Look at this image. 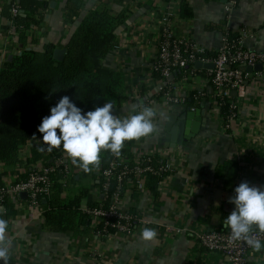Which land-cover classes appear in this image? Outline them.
<instances>
[{
	"label": "crops",
	"instance_id": "crops-1",
	"mask_svg": "<svg viewBox=\"0 0 264 264\" xmlns=\"http://www.w3.org/2000/svg\"><path fill=\"white\" fill-rule=\"evenodd\" d=\"M180 1L83 0L81 8L84 15L104 4L114 14L128 15L127 23L117 32L112 51L101 61V68L123 74L125 92H140L141 97L123 105L117 100L111 101L114 115L123 118L143 106H151L156 111L153 120L156 131L140 140L126 142L125 147L134 152L168 151L174 172L156 199L143 194L127 196L124 201V208H134L148 216L150 224L146 227L157 231L156 239L141 240L140 231L145 227H139L131 241L122 236L96 239L92 235L78 238L72 233L47 232L41 229L44 203L31 208L22 199L16 215L7 219V235L12 239L9 259L15 264H227L219 254L199 248L196 235L223 227L226 220L222 216L223 207L233 205L229 198L241 182L264 189V75L252 78L230 93L237 112L228 122L227 130L206 95L196 104V110H201L205 119L198 135L182 146L166 149L162 140L169 119L194 107L191 96L204 87L202 74L193 77L187 73L185 80L177 74L176 83L182 84L189 96L187 103L166 106L153 99L161 84L151 72L157 56L158 18L168 8L180 13ZM186 3L191 11L190 24L179 20L177 34L190 37L207 51H215L222 46L226 27L238 32L244 29L250 35L241 33L242 46L264 52V0H238L229 17H226L224 0H186ZM66 5L67 0H50L42 23L29 33L30 40H35L31 48L40 51L48 44L63 46L69 34L64 22ZM12 29V23L0 14V70L19 49ZM226 160L236 161L241 167L236 186L231 188H224L222 181L215 177L216 167ZM24 172L19 166L0 164V184L14 181ZM246 264H264V247L260 252H250Z\"/></svg>",
	"mask_w": 264,
	"mask_h": 264
},
{
	"label": "trees",
	"instance_id": "trees-1",
	"mask_svg": "<svg viewBox=\"0 0 264 264\" xmlns=\"http://www.w3.org/2000/svg\"><path fill=\"white\" fill-rule=\"evenodd\" d=\"M13 3L18 4L19 11H24L25 16L18 14L15 18L11 17ZM49 4L50 0H11L0 12L12 23L15 45L19 46L17 51L20 52L5 62L0 70V164L4 167L29 166L40 161L46 152L49 153L47 146L42 145L29 148L25 163L19 155L29 141L42 138L37 127L42 118L50 114V107L62 96H69L77 107L87 112L125 94L123 74L103 70L101 61L112 51L117 32L127 23L128 15L114 14L104 4L83 15V0H67L64 22L69 27V34L61 47L65 49L64 58L57 62L53 59L57 46L48 44L37 51L31 48L35 40L29 38L30 31L42 23ZM179 11L182 19L189 20L191 11L186 0H181ZM223 37L228 42H238L240 39L237 32L227 27ZM208 53L211 54L210 51ZM217 102L221 124L225 127L229 115L234 113L231 110L234 101L223 97L218 98ZM53 153L54 149L50 152V158ZM104 159H109V155L106 154ZM240 168L238 162L226 160L216 167L215 177L222 181L224 188H231L236 186ZM26 176L24 172L14 181L24 180ZM93 177V173L84 172L77 179L70 177L64 192L60 183L62 176H51V193L42 199L45 211L41 229L53 233H72L78 238L89 237L92 234L91 221L82 214L80 207L83 201L92 206L88 200V186L84 182ZM162 177H146V187L155 199L159 195ZM3 208L7 211L0 214V218L7 220L16 215L17 210L11 206L9 199L3 202ZM222 216L227 218L228 214L222 213ZM8 264L15 263L9 259Z\"/></svg>",
	"mask_w": 264,
	"mask_h": 264
},
{
	"label": "built area",
	"instance_id": "built-area-1",
	"mask_svg": "<svg viewBox=\"0 0 264 264\" xmlns=\"http://www.w3.org/2000/svg\"><path fill=\"white\" fill-rule=\"evenodd\" d=\"M7 1L11 2V0H0V9ZM224 2L226 17H229L230 12L236 8L237 0H225ZM10 13L12 18L19 14L17 3H13ZM179 20L189 21L182 19L178 12L169 8L164 10L158 18L157 56L151 72L161 80V84L154 93L153 99L166 106L186 104L189 96L184 93L182 84L176 83L174 76L183 75L185 80L187 73L193 77L202 74L201 83L204 87L198 94L191 96L195 105L188 110L194 112L200 98L209 95L219 115L218 98L231 99L230 93L233 90L242 87L254 77L264 75V52H256L242 46L241 33L245 36L250 35L242 29L241 32L235 31L240 35L238 42H228L223 37L222 46L215 51H210L211 54H209V51L190 37L176 33ZM197 62L212 65L213 68L198 69L194 66ZM256 65L262 66L261 72L247 73L245 71L246 67ZM139 97H141L139 91L125 92L122 98L117 99V103L123 105ZM231 110L234 113L229 115L228 122L236 116L235 102L231 104ZM224 128L227 130L228 126ZM41 140L42 138L29 141L22 147L19 155L24 163L28 157L29 148L44 145ZM125 144L120 157L108 151L102 152L98 166L90 172L94 173L88 186V200L92 206L85 203L80 209L82 214L90 219L91 235L96 239L122 236L127 241L133 240L138 234L139 227L149 226L150 220L140 210L124 208L125 198L143 194L152 196L145 184L147 175H163L159 192L174 172L168 151L134 152L128 150ZM106 154L109 155L107 160L104 159ZM21 168L27 174L24 180L0 184V207L3 208V202L9 199L11 206L17 210L22 202L20 195L25 193L27 206L38 208L42 204V199L51 193V176L56 174L62 176L60 183L65 192L68 179L83 173L80 168L71 163L62 148H55L51 158L50 152H46L40 161L29 166L22 165ZM252 235L264 244V234L254 229ZM229 236L230 229L223 225L212 231L198 233L196 241L199 248L219 254L227 264H246V259L253 250L243 241L229 243Z\"/></svg>",
	"mask_w": 264,
	"mask_h": 264
},
{
	"label": "clouds",
	"instance_id": "clouds-1",
	"mask_svg": "<svg viewBox=\"0 0 264 264\" xmlns=\"http://www.w3.org/2000/svg\"><path fill=\"white\" fill-rule=\"evenodd\" d=\"M49 113L37 127L42 134L41 142L49 152L62 148L71 163L84 173H90L99 164L102 152L120 157L125 142L140 140L156 131L153 123L156 111L151 106H143L139 111L133 109L132 114L119 118L114 115L110 100L83 112L65 95L50 107ZM229 203L235 206L224 221L230 229L229 243L243 241L254 252H260L264 245L252 233L256 229L264 234V189L241 182L234 188ZM6 211L0 207V214ZM8 227L9 222L0 218V261L3 264H8L12 247ZM156 237L157 231L153 228L145 227L140 231L143 241L150 242Z\"/></svg>",
	"mask_w": 264,
	"mask_h": 264
},
{
	"label": "water",
	"instance_id": "water-1",
	"mask_svg": "<svg viewBox=\"0 0 264 264\" xmlns=\"http://www.w3.org/2000/svg\"><path fill=\"white\" fill-rule=\"evenodd\" d=\"M19 14L21 16H24L23 11H19ZM27 50H30V48H28ZM15 54H20V52L17 51ZM64 54V48H56L53 52V59L57 62H61L64 58ZM13 55L10 56L7 61H10ZM194 66L198 69H200L201 67L210 69L213 68L212 65H203L200 62L195 63ZM245 71L247 73L261 72L262 66L256 65L254 67H246ZM204 122V114L201 110H195L194 112L187 110L186 112H183L179 117L170 118L168 123L166 124L165 138L162 140L164 147L175 148L178 146H182L183 143L190 141L196 135H198L200 128L203 126ZM172 123L175 124V128L172 127ZM20 197L22 199H26V194L22 193ZM43 203L45 202L43 201ZM223 210L225 213L230 214L231 211L234 210V206L225 204Z\"/></svg>",
	"mask_w": 264,
	"mask_h": 264
},
{
	"label": "rangeland",
	"instance_id": "rangeland-1",
	"mask_svg": "<svg viewBox=\"0 0 264 264\" xmlns=\"http://www.w3.org/2000/svg\"><path fill=\"white\" fill-rule=\"evenodd\" d=\"M89 182H90V180H86L85 182H84V184H86V186H89ZM83 204H84V202H83Z\"/></svg>",
	"mask_w": 264,
	"mask_h": 264
}]
</instances>
